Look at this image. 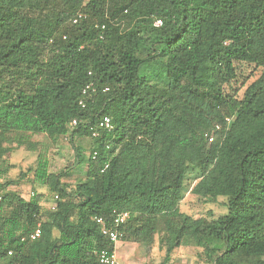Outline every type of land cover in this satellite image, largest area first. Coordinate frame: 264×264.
Returning <instances> with one entry per match:
<instances>
[{
  "label": "trees",
  "instance_id": "obj_1",
  "mask_svg": "<svg viewBox=\"0 0 264 264\" xmlns=\"http://www.w3.org/2000/svg\"><path fill=\"white\" fill-rule=\"evenodd\" d=\"M237 62L262 70L241 96L226 90ZM104 115L112 128L93 136ZM39 133L90 137L87 176L70 187L39 153L32 181L55 200L45 210L35 193L2 192L24 173L0 182L2 264H101L115 244L96 219L113 227L114 210L128 213L120 241L159 235L153 264L189 245L204 264H264V0H0V173ZM189 169L190 192L224 197V213L180 211Z\"/></svg>",
  "mask_w": 264,
  "mask_h": 264
},
{
  "label": "rangeland",
  "instance_id": "obj_2",
  "mask_svg": "<svg viewBox=\"0 0 264 264\" xmlns=\"http://www.w3.org/2000/svg\"><path fill=\"white\" fill-rule=\"evenodd\" d=\"M262 70L252 63H236V80L226 90L233 88L236 96H241L242 91L252 81L256 80ZM11 137L13 134L10 135ZM26 144L15 149L8 154L6 161L13 166L9 169L3 168L0 173V182L7 179L16 180L15 184L4 188V191L16 190L23 198L28 199L34 193L39 196L40 205L43 210L50 209L54 203L47 186L42 183L32 181L34 179L32 169L37 164L38 154H42L47 161L46 170L48 172H58L64 170L62 181L73 187L77 182L83 181L87 176V157L90 155L93 144L92 139L87 136H74L72 142L68 136H54V138L39 133L35 136H28ZM32 142L36 148H32ZM31 144V146L29 145ZM13 142V146H14ZM78 151V156L76 154ZM68 167V168H66ZM198 173L189 169L187 174L182 197L179 201L180 211L194 217L214 218L226 211L224 197H218L215 201H207L190 192V189L197 178ZM159 235H155V240L150 246L142 244L120 241L115 243V251L118 264H153L161 261L164 255V247L158 244ZM202 249L197 246H180L171 254L170 264H204ZM0 264L1 261H0Z\"/></svg>",
  "mask_w": 264,
  "mask_h": 264
},
{
  "label": "built area",
  "instance_id": "obj_3",
  "mask_svg": "<svg viewBox=\"0 0 264 264\" xmlns=\"http://www.w3.org/2000/svg\"><path fill=\"white\" fill-rule=\"evenodd\" d=\"M85 15L83 14V12L79 11L77 12V14L72 18V22L75 23L77 22L79 19H81L82 17H84ZM159 22H157L156 24H158ZM101 29H104L105 26L104 24L100 25ZM92 83H87L85 84L82 89H81V97L78 101V104L80 105V107L82 108V110L85 109L86 107V102L85 99L88 95V92L90 89H92ZM77 123V121L75 119H73L71 121V125H75ZM225 123L229 124L230 123V118L226 117L225 118ZM97 128H102V129H106V130H110L112 128V123L111 120L108 116L104 115L102 116L99 121L97 122V124L92 128V135L93 136H97L98 135V129ZM220 128L219 125H214L212 127V131L209 132L207 135L208 137V141L212 142L213 139L215 138L214 132L216 130H218ZM95 155V152L93 153ZM93 155V156H94ZM55 199L58 198L57 195H55L54 197ZM55 203L52 204L51 208H54ZM128 218V213L125 211H113V215L111 218V222L113 224V227L108 226L104 223L102 218H97V222L100 224V232L102 235L106 236L108 238L109 241L113 242L114 244L119 240V231L117 229V227H119L120 225H122L126 219ZM40 226L39 224L36 226V228L30 232L29 237L31 239H35L38 238L40 235ZM10 253V252H9ZM98 261L101 264H118L117 262V256H116V251L115 248L112 249L111 251L108 249H101L98 252Z\"/></svg>",
  "mask_w": 264,
  "mask_h": 264
}]
</instances>
